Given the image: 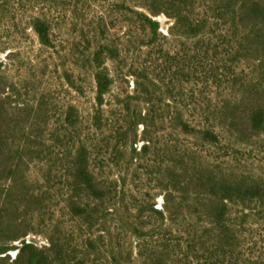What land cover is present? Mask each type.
Masks as SVG:
<instances>
[{
	"label": "trees",
	"instance_id": "16d2710c",
	"mask_svg": "<svg viewBox=\"0 0 264 264\" xmlns=\"http://www.w3.org/2000/svg\"><path fill=\"white\" fill-rule=\"evenodd\" d=\"M146 3L150 16L143 18L152 30L160 27L153 16L163 13L173 21L172 33L176 30L184 37L199 38L191 53L186 52L184 67L174 74V81L180 82V76L188 77L192 65L197 62L203 66L212 53L216 54L210 35L220 28L216 38L221 40L226 55L233 61L244 58L255 62L263 86H246L233 105L225 100L221 106L212 107L211 100L203 99L202 103L205 101L207 105L199 108L200 101L192 114L176 110L158 116L151 110L132 112L126 104L122 125L106 131L101 108L112 79L106 69L100 70L95 74V112L90 118L96 137L74 140L79 130L71 113L76 108L71 106L63 120L65 131L60 136L70 137L73 143L57 145L63 151L60 160L54 151L56 145L42 143L40 135L31 140L22 122L7 112L6 98L1 96L4 84L0 58V264H82L102 255V243L106 245L109 264H124V259L132 260V251L124 258L121 238L145 233L147 226L141 222L145 213L162 225L175 216L181 218L185 232L181 264H211L215 257L225 258L235 240L234 230L225 223L229 206L245 207L251 199L262 197L264 181L215 167L199 148H216L228 141L232 130L241 139L248 130L264 133V0H147ZM32 28L46 30V24L36 18ZM38 33L45 43L41 31ZM95 56L96 60H102V52ZM151 89L149 83L138 92L141 96L135 98L154 104ZM241 108L246 112L241 113ZM164 120L169 124L166 131L171 133H166L167 140L158 151L151 138V127L162 125ZM183 137L190 138L199 150L182 144ZM139 139L143 141L141 146ZM148 156L162 163L153 168L155 181L165 195L162 208H157L158 194L145 193L141 198L128 195L133 187L130 182L137 178L133 163L147 161ZM42 161L43 167L34 170V164ZM55 168L66 177L69 191L57 211L53 206L56 193L50 187ZM114 169L119 176L112 175ZM174 194H178V200L171 198ZM62 217L70 222L71 233L65 231ZM202 222L207 227H202ZM47 228L48 234L43 232ZM37 235H45L48 245L39 246L31 238ZM11 251H16L14 257ZM152 251L142 264H171L172 251L168 246Z\"/></svg>",
	"mask_w": 264,
	"mask_h": 264
},
{
	"label": "rangeland",
	"instance_id": "374dc122",
	"mask_svg": "<svg viewBox=\"0 0 264 264\" xmlns=\"http://www.w3.org/2000/svg\"><path fill=\"white\" fill-rule=\"evenodd\" d=\"M146 2L0 0V58L4 84L1 96L6 98L5 108L11 117L22 122L23 130L31 140L40 135L42 143L56 145L54 151L60 160L63 151L57 145L73 143L70 137L60 136L65 131L63 120L71 106L76 108L71 113L79 130L74 140L96 137L90 118L95 112V74L100 70L106 69L112 79L110 92L101 108L106 131L122 125L126 104L132 112L151 110L158 116L176 110L192 114L196 104L199 107L203 99L211 100L212 107L221 106L225 100H230L233 105L246 86H263L259 83L255 62L244 58L233 61L226 55L221 40L216 38L220 28L210 35L216 54L212 53L203 66L196 62L191 69L189 67L188 77L180 76V82L174 81V74L184 67L186 52L194 49L199 38L184 37L176 30L172 33L173 21L163 13L153 16L160 27L157 31L152 30L143 18V15L150 16ZM36 18L46 24V30L32 28ZM40 31L45 43H42ZM97 52H102V60H96ZM149 83L154 104L135 98L141 96L138 92ZM204 102L199 108L207 105ZM240 112L245 113L246 109L241 108ZM168 127L166 120L162 125L158 123L151 127V138L158 151L167 140L166 133H171L166 131ZM142 130L140 127L139 134ZM246 132L245 138L241 139L237 131L232 130L228 133V141L224 140L216 148L200 147V152L225 172L242 173L248 178L264 181V133ZM180 141L199 150L190 138L183 137ZM142 143L139 139V146ZM147 159L133 163L137 178L130 182L133 187L128 195L141 198L145 193L158 194L157 208H162L165 195L155 181L157 175L153 170L155 164L162 163L155 157L148 156ZM44 162L35 163L33 169H41ZM111 173L119 176L116 169ZM54 176L50 187L56 193L53 206L57 211L69 191L61 170L55 168ZM171 198L178 200V194ZM61 219L65 231L71 233L70 222ZM141 222L147 226L143 235L121 238L124 258L129 250L132 251V260L124 259V264H142L152 250L162 245L172 251L169 255L171 264H181L185 240L181 218L175 216L162 225L145 213ZM225 223L234 230L235 240L227 249V256L215 257L211 264H264V192L261 198L251 199L245 207L230 205ZM201 226L207 227V224L202 222ZM48 231L50 228L43 232L48 234ZM31 238L39 246L48 245L45 235ZM74 238L78 242L77 237ZM101 250V256L91 257L82 264H109L104 243ZM15 254L16 251L10 252L11 257Z\"/></svg>",
	"mask_w": 264,
	"mask_h": 264
}]
</instances>
